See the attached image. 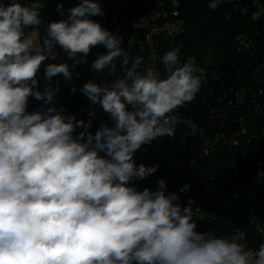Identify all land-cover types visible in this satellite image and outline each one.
I'll return each mask as SVG.
<instances>
[{"label":"clouds","instance_id":"clouds-1","mask_svg":"<svg viewBox=\"0 0 264 264\" xmlns=\"http://www.w3.org/2000/svg\"><path fill=\"white\" fill-rule=\"evenodd\" d=\"M221 2L210 0L209 8ZM42 7L39 0L0 3V264H264V242L248 247L245 230L227 238L198 232L199 209L177 203L165 180L155 191L130 186L158 168L136 165L143 145L174 137L181 123L198 134L193 120L175 113L206 83L205 69L193 57L181 63L176 47L160 59L163 75L141 72L143 58L130 59L122 37L90 18L104 15L94 0H79L67 19L48 23L37 43L26 29L39 28ZM57 45L73 63L48 64L49 83L39 91L37 74L45 60L57 59ZM100 45L107 52L91 70L114 76L119 61L123 75L103 84L89 80L80 89L113 123L93 135L95 111L87 123L66 115L53 103L59 89L51 81L70 82ZM29 97L44 110L29 113ZM77 128L83 129L78 135Z\"/></svg>","mask_w":264,"mask_h":264},{"label":"built area","instance_id":"built-area-1","mask_svg":"<svg viewBox=\"0 0 264 264\" xmlns=\"http://www.w3.org/2000/svg\"><path fill=\"white\" fill-rule=\"evenodd\" d=\"M142 11L134 20L131 30L126 36L123 35V27L115 29L114 34L122 37L121 47L134 59L139 56L143 58L140 71L148 68L160 71L164 74V66L160 62L164 53L176 47L181 48V39L185 32V21L182 18V3L184 0H140ZM8 3L10 0H1ZM24 4L36 2V0H17ZM43 5L40 10L42 25L34 32V39L42 43L45 28L48 23L56 21L63 13L62 6H55L52 0H39ZM219 5L230 6L244 16H249L258 30L249 34H239L235 38L233 53L239 55L235 64L234 81L208 82L203 84L195 99L180 107L178 115L193 120L199 131L196 135L190 134V129L183 123L178 125L177 142L178 147L172 150L163 165L158 166L157 171L143 180L135 179L130 183L139 191L145 188L157 190L158 181L165 180L168 192H175L179 196V203L199 209V215L203 219L194 220L198 232H211L216 236L230 237L237 231H246V243L249 244V233L245 226V220L225 217L233 213V208L225 204L222 213H216L197 204V196L205 198L206 195L218 191L227 182L226 172L238 169L242 159L257 161V176L264 186V163L261 161L260 144L264 141V3L260 0H223ZM230 15H227L229 18ZM263 23L260 27L259 24ZM27 32V31H26ZM57 59L50 57L42 63L37 78L48 84L44 79L45 67L50 63H68L73 61L57 45L55 48ZM107 49L91 51L84 57L89 62L90 74L88 80L103 84L108 82L106 71L96 73L91 70V65L98 55L106 54ZM180 62H184V54L181 49ZM118 76L123 75L117 61ZM86 105L82 108L84 121L90 119L89 112L95 111V117H91L92 125L89 130H96L102 123L113 126L107 113L100 105L92 104L85 98ZM44 105L35 98H28L27 108L43 111ZM254 115L255 119H252ZM153 142V141H152ZM151 142V146H152ZM151 146L144 145L134 155L136 165L143 163L146 166H157L150 162L148 153ZM211 157L218 159L209 181L204 186L193 183L192 174L197 171L200 162ZM179 182L180 185L178 184ZM188 185L187 190L181 189ZM238 197V195L236 196ZM244 212L249 215L251 224L255 225L256 232L264 238V218L257 213L256 207L248 205ZM226 229L232 231L231 235Z\"/></svg>","mask_w":264,"mask_h":264},{"label":"trees","instance_id":"trees-1","mask_svg":"<svg viewBox=\"0 0 264 264\" xmlns=\"http://www.w3.org/2000/svg\"><path fill=\"white\" fill-rule=\"evenodd\" d=\"M264 3V0H260ZM79 0H52L55 6H62L63 13L56 18V21L67 19L69 9L78 4ZM100 4L104 15L90 17L94 21L101 24L106 30L114 33L119 26L123 27V35L132 28L134 20L142 11V2L140 0H94ZM210 0H184L182 3V18L185 21V32L181 39V49L184 54V61L188 57H193L196 65L205 69L207 72L208 82L234 81L235 72L233 64L240 57L233 51L235 49V38L239 34H249L258 30L257 25L252 22L249 16L242 15L230 6L218 5L215 10L209 8ZM227 15H230L227 18ZM43 22V21H42ZM41 22V29L43 25ZM32 29H26L30 31ZM106 49L103 45L94 47L91 51ZM72 64V63H71ZM69 64V65H71ZM78 74V75H77ZM90 74L89 62L77 65L73 70V79L68 82L62 76L52 78V87L57 88L54 104L57 108H63L66 115H74L76 120H84L81 113L82 108L86 105V96L81 93L80 89L88 82ZM119 73L114 76H108V82L116 79ZM37 90L43 91L47 84H44L39 78ZM72 88L76 91L73 93ZM34 98V97H29ZM43 105L42 101H39ZM52 106V105H48ZM178 108L176 113H179ZM29 113L34 110L27 108ZM36 111V110H35ZM252 119L256 120L254 115ZM82 128H77L76 135ZM93 135L96 130H89ZM177 131L174 137L167 135L158 137L152 142L151 149L148 153L152 164L161 166L168 154L178 147ZM261 161L264 163V141L260 144ZM103 155V153H101ZM216 157H211L200 162L193 175V183L198 186H204L209 181V176L213 173L215 166L218 164ZM242 163L238 169L226 172L228 177L224 186H221L218 191L206 195L205 198L197 196V204L207 209H212L216 213H222V208L225 204H229L233 208V213L225 215V217L237 218L245 220V226L249 233V244L251 248L258 249L259 244L264 242L257 232L255 225L251 224L248 214L244 209L248 205H254L257 213L264 218V186L262 185L259 176H257V161L253 158L252 161L242 159ZM181 182L178 184L180 185ZM238 195V197H236ZM226 233L231 235L232 231L226 229Z\"/></svg>","mask_w":264,"mask_h":264},{"label":"water","instance_id":"water-1","mask_svg":"<svg viewBox=\"0 0 264 264\" xmlns=\"http://www.w3.org/2000/svg\"><path fill=\"white\" fill-rule=\"evenodd\" d=\"M259 26L262 27V26H263V23H260ZM156 139H157V138H156ZM156 139H154V140H156ZM154 140H153V141H154ZM144 146L147 148V147L151 146V143H149V144H145Z\"/></svg>","mask_w":264,"mask_h":264},{"label":"rangeland","instance_id":"rangeland-1","mask_svg":"<svg viewBox=\"0 0 264 264\" xmlns=\"http://www.w3.org/2000/svg\"><path fill=\"white\" fill-rule=\"evenodd\" d=\"M0 3H2L1 0H0Z\"/></svg>","mask_w":264,"mask_h":264}]
</instances>
